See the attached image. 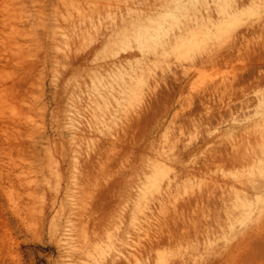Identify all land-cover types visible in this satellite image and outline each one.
<instances>
[{
	"label": "rangeland",
	"instance_id": "374dc122",
	"mask_svg": "<svg viewBox=\"0 0 264 264\" xmlns=\"http://www.w3.org/2000/svg\"><path fill=\"white\" fill-rule=\"evenodd\" d=\"M0 264H264V0H0Z\"/></svg>",
	"mask_w": 264,
	"mask_h": 264
},
{
	"label": "bare ground",
	"instance_id": "6f19581e",
	"mask_svg": "<svg viewBox=\"0 0 264 264\" xmlns=\"http://www.w3.org/2000/svg\"><path fill=\"white\" fill-rule=\"evenodd\" d=\"M9 34H10V32L8 31L7 32V41L9 42ZM225 164V163H224ZM226 165V164H225ZM98 168V167H97ZM247 190H248V192H255V193H259L260 192V190H259V188L258 187H254V186H248L247 187ZM92 191H94V190H92ZM252 194V193H251ZM253 195V194H252Z\"/></svg>",
	"mask_w": 264,
	"mask_h": 264
}]
</instances>
